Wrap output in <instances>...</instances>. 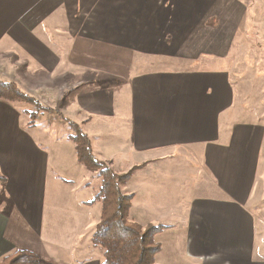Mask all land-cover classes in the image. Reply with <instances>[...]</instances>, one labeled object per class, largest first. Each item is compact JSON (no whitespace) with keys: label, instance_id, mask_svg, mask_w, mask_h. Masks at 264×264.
Instances as JSON below:
<instances>
[{"label":"crops","instance_id":"obj_1","mask_svg":"<svg viewBox=\"0 0 264 264\" xmlns=\"http://www.w3.org/2000/svg\"><path fill=\"white\" fill-rule=\"evenodd\" d=\"M243 3L0 0V81L43 109L0 101V259L102 264L100 179L70 122L130 173L131 220L161 227L156 264H264V102L245 91L262 76L227 68Z\"/></svg>","mask_w":264,"mask_h":264},{"label":"trees","instance_id":"obj_2","mask_svg":"<svg viewBox=\"0 0 264 264\" xmlns=\"http://www.w3.org/2000/svg\"><path fill=\"white\" fill-rule=\"evenodd\" d=\"M0 101L23 102L34 107L32 120L43 109L32 98L23 94L14 84L0 81ZM73 130L70 141L74 144L76 157L87 171L96 174L100 187L95 201L100 204V217L91 242L103 251L102 264H156L155 256L160 246L154 236L161 231L160 226L142 228L129 216L132 195L123 193L130 173L117 175L103 162L99 161L90 141L78 126L68 122ZM39 257L29 251L18 250L0 259V264H38Z\"/></svg>","mask_w":264,"mask_h":264},{"label":"rangeland","instance_id":"obj_3","mask_svg":"<svg viewBox=\"0 0 264 264\" xmlns=\"http://www.w3.org/2000/svg\"><path fill=\"white\" fill-rule=\"evenodd\" d=\"M231 1L244 2L243 4L246 5V14L242 17L243 20L241 18L243 22L239 25L238 31H236L235 38L232 42V52L229 56L227 68L230 70L233 77L239 72H242L244 81H252L254 74L259 71L260 73L257 75L262 76L259 87L248 88L245 91H257L264 102V0ZM20 104L30 111L35 112L34 107L30 104L23 102H20ZM258 106L264 111V105L258 104ZM178 192L179 190L177 191L178 196H182ZM169 236V233L166 234L163 240L167 241ZM154 242L156 243V241Z\"/></svg>","mask_w":264,"mask_h":264}]
</instances>
